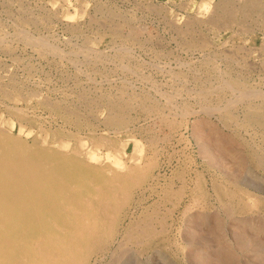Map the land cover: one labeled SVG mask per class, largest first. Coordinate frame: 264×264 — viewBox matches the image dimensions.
Returning a JSON list of instances; mask_svg holds the SVG:
<instances>
[{
    "label": "rangeland",
    "instance_id": "1",
    "mask_svg": "<svg viewBox=\"0 0 264 264\" xmlns=\"http://www.w3.org/2000/svg\"><path fill=\"white\" fill-rule=\"evenodd\" d=\"M236 1L0 0V73L4 70L0 74V84L3 82L0 94L6 97L0 96V130L30 146L39 145L66 154L77 151L91 166L109 169V175L117 168L123 173L138 168L147 170L140 178L144 181L139 180L141 184L137 183L130 191L128 201L119 208L110 206L109 215L112 212L117 215L114 233L105 247L90 255L87 264H264V164H261L264 163V0ZM32 38L37 39L31 44ZM51 50L57 51L56 55L48 54ZM11 83L12 88L8 87ZM35 90L42 92L43 97L38 93L37 98ZM243 94L247 95L245 99ZM113 101L116 104H111ZM176 106L178 109L174 108ZM231 114L236 119H231ZM109 119H116V123ZM108 121L112 123H106ZM257 156L258 160L254 158ZM151 161L150 165L157 164L149 168ZM259 165L263 167L258 168Z\"/></svg>",
    "mask_w": 264,
    "mask_h": 264
},
{
    "label": "bare ground",
    "instance_id": "2",
    "mask_svg": "<svg viewBox=\"0 0 264 264\" xmlns=\"http://www.w3.org/2000/svg\"><path fill=\"white\" fill-rule=\"evenodd\" d=\"M22 1V0H21ZM140 1V0H138ZM238 1V0H237ZM236 1V2H237ZM20 2V0H19ZM69 2V1H68ZM135 2V1H134ZM137 2V1H136ZM241 2V1H240ZM239 2V5H240ZM245 2V1H243ZM258 2V1H257ZM149 3V2H148ZM229 3V2H227ZM235 3V2H234ZM242 3V2H241ZM251 3V2H250ZM255 3V2H254ZM259 3V2H258ZM262 3V2H260ZM264 3V2H263ZM9 4V3H7ZM6 4V5H7ZM17 4V3H15ZM70 4V2H69ZM226 4V3H225ZM238 4V3H237ZM243 4V3H242ZM249 4V3H247ZM10 5V4H9ZM8 5V6H9ZM23 5V4H22ZM255 5V4H253ZM258 5V4H257ZM262 5V4H261ZM258 5V6H261ZM25 6V4H24ZM28 6V4H27ZM63 7V5H61ZM152 6V5H151ZM224 6V5H222ZM228 6V5H227ZM231 6V5H230ZM233 6V5H232ZM247 6V5H246ZM249 6V5H248ZM252 6V4H251ZM256 6V5H255ZM17 7V6H16ZM145 7V5H144ZM155 7V6H154ZM237 7V6H236ZM250 7V6H249ZM253 7V6H252ZM264 8V6H262ZM99 8H102L101 6ZM98 8V10H99ZM105 8V7H104ZM147 8V7H145ZM150 8V7H149ZM153 8V6L151 7ZM150 8V9H151ZM223 8V7H222ZM255 8V7H254ZM10 9V8H9ZM8 9V10H9ZM25 9V8H22ZM29 9V8H28ZM31 9V8H30ZM58 9V7H57ZM84 9V7H83ZM156 9V8H155ZM159 9V8H158ZM217 9V8H216ZM229 8H227L228 10ZM231 9V8H230ZM239 9V8H238ZM250 9V8H249ZM257 9V8H256ZM40 10V9H39ZM38 10V11H39ZM101 10V9H100ZM103 10V9H102ZM108 10V9H107ZM111 10V9H109ZM108 10V11H109ZM157 10V9H156ZM225 10V9H224ZM233 10V9H232ZM252 10V9H251ZM250 10V11H251ZM259 10V8H258ZM10 11V10H9ZM20 11V10H18ZM27 11V9H26ZM53 11V10H52ZM55 11V10H54ZM58 11V10H57ZM254 11V9H253ZM262 11V9L260 10ZM33 12V11H31ZM43 12V11H42ZM56 12V11H55ZM54 12V14H55ZM221 12V11H220ZM227 12V11H226ZM232 12V11H231ZM244 12V11H243ZM252 12V11H251ZM250 12V13H251ZM58 13V12H57ZM118 14H121L119 12H117ZM152 13V12H151ZM213 15V12H211ZM215 13V12H214ZM230 13V12H229ZM233 13V12H232ZM256 13V12H255ZM18 14V13H16ZM27 14V13H26ZM34 14V13H33ZM41 14V13H38ZM43 14V13H42ZM41 14V15H42ZM49 13H47L48 16ZM59 14V13H58ZM103 14V13H102ZM111 14V13H110ZM113 14V13H112ZM115 14V12H114ZM156 14V13H155ZM238 14V13H237ZM249 14V13H248ZM253 14V13H252ZM161 15V14H160ZM231 15V14H230ZM246 15V14H245ZM30 16V15H29ZM33 16V15H32ZM51 16V15H50ZM57 16V15H56ZM113 16V15H111ZM217 16V15H216ZM215 16V17H216ZM223 16V15H222ZM225 16V15H224ZM227 16V15H226ZM235 16V14H234ZM244 16V15H243ZM247 16V15H246ZM245 16V17H246ZM259 16V15H257ZM26 17V16H25ZM52 17V16H51ZM121 17V15H120ZM241 17V15H240ZM239 17V18H240ZM16 18H18L16 16ZM22 18V17H21ZM20 18V19H21ZM38 18V17H37ZM42 18V17H41ZM58 18V17H57ZM218 18V17H217ZM243 18V17H242ZM247 18V17H246ZM259 18V17H257ZM36 19V16H35ZM101 19V18H100ZM195 19V18H194ZM197 19V18H196ZM227 19V18H225ZM231 19V18H230ZM233 19V18H232ZM17 20V19H15ZM23 20V19H22ZM32 20V18H31ZM37 20V19H36ZM35 20V21H36ZM40 20V19H39ZM42 20V19H41ZM216 20V19H215ZM249 20V19H248ZM28 21V20H27ZM30 21V20H29ZM45 21V20H43ZM104 21V20H103ZM112 21V20H111ZM110 21V22H111ZM120 21V20H119ZM174 21V20H173ZM173 21L171 23H173ZM198 21V20H197ZM218 21V20H217ZM221 21V20H220ZM218 21V22H220ZM264 21V20H263ZM21 22V21H20ZM26 22V21H25ZM24 22V23H25ZM31 22V21H30ZM48 22V21H47ZM94 22V21H93ZM96 22V21H95ZM99 22V21H98ZM102 22V21H100ZM170 22V20H169ZM177 22V21H176ZM195 22V21H194ZM207 22V21H206ZM222 22V21H221ZM234 22L235 19H234ZM238 22V21H237ZM243 22V21H242ZM248 22V21H247ZM251 22V21H249ZM255 22V21H254ZM261 21H259L260 23ZM16 23V22H15ZM19 23V22H17ZM22 23V22H21ZM29 23V22H28ZM37 23V22H36ZM39 23H42L41 21H39ZM49 23V22H48ZM47 23V24H48ZM106 23V22H104ZM109 23V21H108ZM115 23V22H114ZM117 23V22H116ZM119 23V22H118ZM117 23V24H118ZM131 23V21H130ZM192 23V22H191ZM190 23V24H191ZM245 23V22H244ZM26 24V23H25ZM24 24V25H25ZM103 23H101L100 25H102ZM117 24L112 25V26H117ZM122 24H126V23H122ZM196 24V23H195ZM207 24V23H206ZM219 24V23H218ZM226 24V23H225ZM224 24V26H225ZM229 24V23H228ZM226 24V26L228 25ZM262 24V23H260ZM18 25V24H16ZM22 25V24H21ZM27 25V24H26ZM25 25V26H26ZM107 25V24H106ZM173 25V24H172ZM171 25V27H172ZM185 25V24H184ZM189 25V24H187ZM193 25V24H192ZM215 25V24H213ZM221 25V23L219 24ZM233 25V24H232ZM245 25V24H244ZM248 25V24H246ZM250 25V24H249ZM254 25V24H253ZM256 25V24H255ZM254 25V26H255ZM259 26V24H257ZM23 26V25H22ZM36 26V25H35ZM73 26V25H72ZM71 26V27H72ZM103 26H105L103 24ZM110 26V25H107ZM119 26V25H118ZM186 26V25H185ZM191 26V25H190ZM189 26V27H190ZM216 26V25H215ZM223 26V27H224ZM225 26V27H226ZM19 27H21L19 25ZM24 27V26H23ZM34 27V26H33ZM102 27V26H101ZM178 27V26H177ZM181 27V26H180ZM178 27V28H180ZM196 27V25H195ZM198 27V26H197ZM208 27V26H207ZM231 27V26H230ZM237 27V26H236ZM242 27V26H241ZM247 27V26H246ZM256 27V26H255ZM261 27V26H260ZM18 28V27H17ZM73 29L75 27H72ZM116 28V27H115ZM114 28V30H115ZM119 28V27H118ZM134 28V27H132ZM131 28V29H132ZM142 28V27H141ZM177 28V29H178ZM182 28V27H181ZM215 28V27H214ZM220 28H222V26H220ZM240 28V25L239 27ZM22 29V28H20ZM72 29V30H73ZM109 29V28H108ZM113 29V28H111ZM109 29V30H111ZM137 29V28H136ZM139 29V28H138ZM17 30V29H16ZM71 30V31H72ZM113 30V31H114ZM121 30V29H120ZM133 30V29H132ZM142 30V29H141ZM181 30V29H180ZM179 30V31H180ZM188 30V29H187ZM190 30V29H189ZM242 30L244 31L245 29L242 28ZM2 31V30H1ZM21 31V30H20ZM18 31V32H20ZM26 31V30H25ZM78 31V29L76 30V32ZM117 31V30H115ZM134 31V30H133ZM191 31V30H190ZM193 31V30H192ZM198 31V30H197ZM17 32V31H16ZM22 32V31H21ZM24 32V31H23ZM111 32V31H110ZM119 29H118V31ZM129 32V31H128ZM131 32V31H130ZM137 32V31H136ZM139 32V31H138ZM189 32V31H187ZM75 33V32H74ZM112 33V32H111ZM123 33V32H122ZM140 33V32H139ZM178 33V30H177ZM200 33V32H199ZM198 33V34H199ZM1 34V33H0ZM20 34V33H19ZM29 36V33H27ZM182 34V33H181ZM195 34V33H193ZM192 34V35H193ZM18 35V34H17ZM21 35L25 36L24 34L21 33ZM20 35V36H21ZM114 35V34H113ZM117 35V34H116ZM132 35V34H131ZM135 35V34H134ZM197 35V34H196ZM18 36V37H20ZM22 36V38H23ZM178 36V35H177ZM17 37V38H18ZM32 37V35H31ZM34 37V36H33ZM182 37V36H181ZM195 37V36H194ZM202 37V36H201ZM200 37V38H201ZM29 38V37H28ZM35 38V37H34ZM118 38V37H117ZM130 38V37H129ZM137 38V37H136ZM185 38V35H184ZM191 38V37H190ZM193 38V37H192ZM37 39V38H36ZM36 39H29L30 43L32 44V40H36ZM40 39H42V36L40 37ZM39 39V40H40ZM44 39V38H43ZM19 40V39H18ZM39 40H37L39 42ZM124 40V39H123ZM128 40V39H127ZM186 40V39H185ZM204 40V39H203ZM41 41V40H40ZM91 41V40H90ZM22 42V41H21ZM24 42V40H23ZM36 42V41H35ZM43 41H41L42 43ZM129 42V40H128ZM131 42V41H130ZM129 42V43H130ZM138 42V41H137ZM186 42V41H185ZM199 42V41H197ZM29 43V44H30ZM40 43V42H39ZM86 43V42H85ZM89 43V42H88ZM92 43V42H91ZM210 43V42H208ZM28 44V46H29ZM30 44V45H31ZM50 44V43H49ZM47 44V47H49L50 45ZM184 44V43H183ZM189 44V43H187ZM192 44V43H190ZM202 44V43H201ZM36 45H38L36 43ZM49 45V46H48ZM90 45V44H89ZM209 45V44H206ZM7 46V45H6ZM5 46V47H6ZM40 45H38L37 47H39ZM46 46V45H44ZM43 46V47H44ZM54 46V45H53ZM92 46V45H91ZM211 46V45H210ZM234 46V45H233ZM76 47V46H75ZM83 47V46H82ZM188 47V46H186ZM196 47V46H195ZM198 47V46H197ZM205 47V46H204ZM232 47V46H231ZM241 47V46H238ZM32 48V47H31ZM46 48V47H45ZM54 48V47H53ZM93 48V47H92ZM95 48V47H94ZM191 48V47H189ZM193 48V47H192ZM233 48V47H232ZM248 48V47H247ZM52 49V44H51V48ZM79 49V48H78ZM83 49V48H82ZM81 49V50H82ZM88 49V47H87ZM86 49V50H87ZM231 49V48H230ZM253 49V48H252ZM34 50V49H33ZM40 50V47H39ZM37 50L35 48L36 52L40 51ZM54 50V49H53ZM53 50L50 51L51 54L53 53ZM90 50V49H88ZM87 50V51H88ZM93 50V49H92ZM247 50V49H246ZM250 50V49H249ZM263 50V49H262ZM5 51V50H4ZM43 51V50H41ZM58 52H60L57 49ZM57 51H54V53ZM74 51V50H73ZM79 51V50H78ZM95 51V50H93ZM228 51V50H227ZM240 51V50H239ZM244 51V50H243ZM248 51V50H247ZM253 51V50H252ZM7 52V51H6ZM12 52V51H11ZM45 52V50L43 51ZM92 53V51H89ZM88 52V53H89ZM222 52V51H221ZM232 52V51H231ZM234 52V51H233ZM251 52V50H250ZM8 53V52H7ZM53 53V54H54ZM55 53V55H56ZM61 53V52H60ZM74 53V52H73ZM82 53V51H81ZM81 53H79L81 55ZM101 53V52H99ZM97 53V56L98 54ZM236 53V52H235ZM263 53V52H262ZM43 54V53H42ZM52 54V55H53ZM75 54V53H74ZM83 54H87V53H83ZM82 54V55H83ZM94 54V53H93ZM102 54V53H101ZM231 54V53H230ZM247 54V53H246ZM245 54V56H247ZM264 54V53H263ZM54 55V56H55ZM78 55V54H76ZM96 55V53H95ZM95 55H93L95 57ZM103 55V54H102ZM219 55V54H218ZM233 55V54H232ZM235 55V54H234ZM233 55V56H234ZM251 55V54H250ZM59 56V55H58ZM84 56V55H83ZM86 56V55H85ZM100 56V55H99ZM98 56V57H99ZM217 56V54H216ZM222 56V55H221ZM228 56V55H227ZM237 56V55H236ZM242 56V55H241ZM88 57V56H87ZM92 57V56H89ZM97 57V58H98ZM218 57V56H217ZM220 57V56H219ZM16 59V58H15ZM91 59V58H90ZM119 59V58H118ZM236 59V58H234ZM239 59V58H238ZM244 59V58H243ZM18 60V59H17ZM103 60V59H102ZM209 60V59H208ZM215 60V58H214ZM15 61V60H14ZM223 61V60H222ZM227 63V61H225ZM243 62V61H242ZM246 62V61H244ZM77 63V62H76ZM87 63V61H86ZM231 63V62H230ZM229 63V64H230ZM88 64V63H87ZM101 66L103 65L102 63H100ZM215 64V63H214ZM213 64V65H214ZM233 64V63H231ZM237 64V63H236ZM249 64V63H248ZM92 65V64H91ZM244 65V64H243ZM90 66V65H89ZM127 66V65H125ZM134 66V65H133ZM210 66V65H209ZM230 66V65H229ZM249 66V65H247ZM251 66V65H250ZM1 67V66H0ZM9 67V66H8ZM11 67V66H10ZM92 67V66H91ZM129 67V66H128ZM127 67V69H129ZM136 67V66H135ZM133 68L136 69V68ZM228 67V66H227ZM244 67V66H243ZM3 68V67H2ZM7 68V67H6ZM13 68V67H12ZM89 68V67H88ZM95 68V67H94ZM122 68V67H121ZM124 69L126 67H123ZM230 68V67H228ZM239 68V67H238ZM246 68V66H245ZM5 69V68H4ZM122 69V70H124ZM211 69V67H210ZM227 69V68H226ZM1 70V69H0ZM96 70V69H95ZM121 70V71H122ZM212 71H214L213 69H211ZM219 70V69H218ZM4 71V70H3ZM2 71V72H3ZM9 71V69H8ZM81 71V69H80ZM97 71V70H96ZM101 71V70H100ZM104 71V70H103ZM220 71V70H219ZM228 71V70H227ZM230 71V70H229ZM232 71V70H231ZM1 72V73H2ZM95 72V71H94ZM106 72V70H105ZM125 72V71H124ZM126 72H128V70H126ZM125 72V73H126ZM136 72V71H135ZM209 74H210V70H208ZM237 72V71H236ZM246 72V71H245ZM0 73V74H1ZM13 73V71L11 72ZM132 73V70H131ZM142 73V72H141ZM96 74V72H95ZM94 74V76H95ZM99 74V73H98ZM103 74V73H102ZM133 74V73H132ZM136 74V73H134ZM140 74V73H139ZM232 74V72H231ZM234 74V73H233ZM4 75V74H3ZM2 75V76H3ZM89 75V73H88ZM87 75V76H88ZM97 75V74H96ZM221 75V74H220ZM102 76V75H101ZM239 76V75H238ZM1 77V76H0ZM5 77V76H4ZM17 77V76H15ZM81 77V76H80ZM105 77V76H104ZM144 77V76H143ZM218 77V76H217ZM227 77V76H226ZM233 77V76H232ZM241 77V75H240ZM2 78V77H1ZM6 78V77H5ZM7 78H9L7 76ZM11 78V77H10ZM9 78V79H10ZM14 78V77H13ZM18 78V77H17ZM90 78V76H89ZM88 78V79H89ZM107 78V77H106ZM147 77H145L146 79ZM225 78V76H224ZM148 79V78H147ZM220 79V78H218ZM217 79V80H218ZM4 80V78L2 79V81ZM106 80V79H105ZM5 81V80H4ZM8 81V80H7ZM18 81V80H16ZM22 81V80H21ZM90 81V80H89ZM92 81V80H91ZM125 81V80H124ZM123 81V82H124ZM221 81V80H220ZM225 81V79H224ZM223 81V82H224ZM244 81V80H243ZM11 82V81H10ZM15 82V80H14ZM127 82V81H126ZM226 82V81H225ZM224 82V83H225ZM231 82V81H230ZM229 82V83H230ZM237 82V81H236ZM235 82V83H236ZM245 82V81H244ZM3 83V82H2ZM1 83V84H2ZM16 83V82H15ZM25 83V82H24ZM81 83V82H80ZM248 83V82H247ZM0 84V85H1ZM12 84L11 87L12 88ZM17 84V83H16ZM19 84V83H18ZM21 84V83H20ZM23 84V82H22ZM26 84V83H25ZM185 84V83H184ZM201 84V83H200ZM206 84V83H205ZM208 84V83H207ZM227 82L225 83V85L227 86ZM7 85V84H5ZM78 85V84H77ZM123 85V84H122ZM121 85V86H122ZM130 85V84H129ZM204 85V84H203ZM224 85V86H225ZM4 87V84L2 85ZM18 86V85H17ZM22 86V85H21ZM76 86V85H75ZM131 86V85H130ZM223 86V85H222ZM223 86V87H224ZM226 86L224 88H226ZM229 86V85H228ZM236 86V85H235ZM249 86V85H248ZM7 87V88H8ZM24 87V86H23ZM27 87V85L25 86ZM127 87V86H126ZM215 87V86H214ZM217 87V86H216ZM220 87V85H218V88ZM28 88V87H27ZM203 88V87H201ZM213 88V87H212ZM223 88V89H224ZM229 88V87H227ZM226 88V89H227ZM233 88V87H232ZM251 88V87H250ZM14 89V88H13ZM12 89V91H14ZM19 89V88H18ZM21 89V88H20ZM30 89V88H29ZM28 89V90H29ZM32 89V88H31ZM131 89V88H130ZM216 89V88H215ZM222 89V87L220 88ZM222 89V91H223ZM230 92H232L231 88ZM236 91V88H234ZM249 89V88H248ZM1 90V89H0ZM6 90V89H5ZM16 90V89H15ZM22 90V89H21ZM20 90V91H21ZM34 90V88H33ZM64 90V89H62ZM79 90V89H78ZM86 90V89H85ZM96 90V89H95ZM98 90V89H97ZM120 90V89H119ZM123 90V89H121ZM125 90V89H124ZM201 90V89H200ZM199 90V92H201ZM203 90V89H202ZM211 90V89H209ZM11 91V90H10ZM19 91V92H20ZM37 92L38 96V91L35 90ZM83 91V90H82ZM88 91V90H86ZM85 91V92H86ZM127 90H125L126 92ZM195 91V90H194ZM204 91V90H203ZM245 91V90H244ZM243 91V93H244ZM260 91V90H258ZM257 91V92H258ZM3 92V91H2ZM9 92V91H8ZM31 92V91H29ZM41 92V90H40ZM77 92V91H76ZM80 92V91H79ZM94 92V91H93ZM99 92H101L99 90ZM122 92V91H119ZM237 92V91H236ZM240 92V91H239ZM248 92V90L246 91ZM256 92V91H255ZM257 92L255 94H257ZM5 93V91H4ZM3 93V94H4ZM12 93V92H10ZM9 93V94H10ZM25 93V92H23ZM27 93V92H26ZM42 93V92H41ZM39 93V94H41ZM67 93V92H65ZM64 93V96H65ZM89 93V92H88ZM113 93V92H112ZM135 93V92H134ZM203 93V92H202ZM226 93V92H225ZM229 93V92H228ZM238 93V92H237ZM62 94V93H61ZM60 94V95H61ZM68 94H71L70 92ZM86 94V93H85ZM102 94V93H101ZM106 94V93H105ZM111 94V93H110ZM115 94V93H114ZM120 94V93H119ZM127 93H125L126 95ZM132 94V93H131ZM137 95V93H135ZM234 94V93H233ZM232 94V95H233ZM250 94V93H249ZM254 94V93H253ZM264 94V93H263ZM21 95V93H20ZM27 95V94H26ZM42 95V94H41ZM63 95V94H62ZM67 95V94H66ZM74 95V94H73ZM84 95V94H82ZM81 95V96H82ZM93 95V94H92ZM91 95V96H92ZM116 95V94H115ZM129 95V94H128ZM127 95V97H128ZM139 95V94H138ZM143 95V94H142ZM211 95V94H210ZM209 95V96H210ZM216 95V94H215ZM218 95V94H217ZM231 95V94H230ZM242 95V94H241ZM238 95V96H241ZM246 95V94H245ZM243 94V98L245 99V96ZM1 96V94H0ZM7 96V95H6ZM9 96V95H8ZM25 96V95H24ZM46 96V95H45ZM50 95H47V97ZM71 96V95H70ZM104 96V95H102ZM108 96V95H107ZM112 96L109 95L108 98ZM123 96V94H122ZM144 96L145 93H144ZM202 96V95H201ZM200 96V97H201ZM203 96H205L203 94ZM212 96V95H211ZM236 98V95H234ZM249 96V95H248ZM250 96L253 97L252 95V91ZM256 96V95H254ZM2 97V96H1ZM5 97V96H3ZM2 97V98H3ZM10 97V96H9ZM15 97V96H14ZM30 97L33 98V96L31 95ZM40 96H38L37 98H39ZM43 97V95H42ZM132 97V96H131ZM136 97V96H135ZM195 97V96H194ZM218 97V96H217ZM221 97V95H220ZM219 97V98H220ZM6 98V97H5ZM45 98V97H44ZM52 98V97H51ZM62 98L64 99V97L62 96ZM66 98V97H65ZM68 98V97H67ZM73 98V97H72ZM76 98V97H75ZM80 98V97H79ZM87 98V97H85ZM112 98V97H111ZM122 98V97H120ZM126 98V97H125ZM133 98V97H132ZM132 98L130 100H132ZM142 98V97H141ZM148 98V97H145ZM192 98V97H191ZM204 98V97H203ZM210 98V97H209ZM214 98V97H213ZM229 98V97H228ZM240 98V97H239ZM237 97V99H239ZM249 98V97H248ZM262 98V97H261ZM4 99V98H3ZM10 99V98H8ZM21 99H23L21 97ZM25 99V98H24ZM28 99V98H27ZM41 99V98H40ZM40 99H39V105L40 103ZM47 101L49 100V98H45ZM41 100V101H46V100ZM69 99V98H68ZM88 99V98H87ZM90 99V97H89ZM93 99V98H92ZM96 100V97L94 98ZM115 99V98H113ZM118 99V98H117ZM250 99V98H249ZM254 99H256L254 97ZM72 100V99H71ZM78 100V99H77ZM77 100H75L77 102ZM80 100V99H79ZM94 100V101H95ZM98 100V99H97ZM101 100V98L99 99ZM136 100V99H135ZM143 100V99H142ZM146 100V99H145ZM206 100V99H205ZM219 100V99H218ZM242 100V99H241ZM259 100V99H258ZM9 101V100H8ZM14 101V100H12ZM26 102V100H24ZM35 101V100H34ZM37 101V100H36ZM54 101V100H53ZM58 100H56L57 102ZM61 101V99H60ZM65 101V100H64ZM83 101V98H82ZM81 101V103H82ZM85 101V100H84ZM103 101V99H102ZM122 101V100H121ZM126 101V99L124 100ZM134 101V100H133ZM207 101V100H206ZM209 101V100H208ZM211 101V99H210ZM230 101V100H229ZM232 101V100H231ZM251 101V100H250ZM264 101V100H263ZM28 102V101H27ZM31 102V101H30ZM38 102V101H37ZM36 102V103H37ZM55 102V101H54ZM59 102V101H58ZM63 102V101H61ZM69 102V101H68ZM87 102V101H86ZM138 102V101H136ZM149 102V101H148ZM235 102V101H234ZM243 102V101H242ZM248 102V100H247ZM7 103V101H6ZM64 103V102H63ZM74 103V102H73ZM84 103V102H83ZM89 103V102H88ZM91 103V101H90ZM94 103V102H93ZM99 103V102H98ZM110 103V102H109ZM115 103L114 101L111 102ZM120 103V102H119ZM125 103V102H124ZM128 103H130L128 101ZM127 103V104H128ZM140 103V101H139ZM156 103V102H155ZM158 103V102H157ZM160 103V102H159ZM158 103V104H159ZM169 103V101H168ZM171 103V101H170ZM169 103V105H170ZM199 103V102H198ZM203 103V102H202ZM229 102H227V105ZM241 103V102H240ZM252 103V102H251ZM251 103H247V104H251ZM9 104V103H8ZM56 104V103H55ZM60 104V103H59ZM66 104V102H65ZM104 104V103H103ZM116 104V103H115ZM123 104V103H121ZM126 104V105H127ZM133 104V103H132ZM131 104V105H132ZM150 104V103H149ZM173 104V103H172ZM171 104V105H172ZM180 104V103H179ZM204 104V103H203ZM202 104V105H203ZM242 104V103H241ZM255 104V103H253ZM259 104V102H258ZM264 105V103H262ZM30 105V104H29ZM38 106V104H36ZM35 105V106H36ZM57 105V104H56ZM76 105V104H75ZM74 105V106H75ZM99 105V104H98ZM101 105V103H100ZM99 105V106H100ZM106 105V104H104ZM125 106V104H123ZM176 105V104H174ZM172 105V106H174ZM52 106V105H51ZM50 106V107H51ZM69 106V105H68ZM84 106V105H83ZM81 106V107H83ZM91 106V105H90ZM93 106V105H92ZM95 106V105H94ZM97 106V105H96ZM112 106V105H111ZM120 106V105H117ZM122 106V105H121ZM129 106V104H128ZM127 106V107H128ZM161 106V105H159ZM178 106V105H177ZM174 107V108H177ZM183 106V105H182ZM180 105V107H182ZM185 106H187L186 102H185ZM219 106V105H218ZM221 106V105H220ZM224 106V105H223ZM12 107V106H11ZM9 107V108H11ZM17 107V106H15ZM14 107V108H15ZM40 107H43L40 105ZM52 107H56V106H52ZM61 107V106H60ZM67 107V106H66ZM80 107V106H78ZM86 107V106H84ZM106 107V106H104ZM110 107V105H109ZM113 107V106H112ZM156 107V106H154ZM249 107V105H248ZM262 107V106H261ZM13 108V107H12ZM35 108V107H34ZM76 108V106H75ZM88 108V107H87ZM90 108V107H89ZM108 108V107H107ZM135 108V107H134ZM138 108V107H136ZM152 108H153V104H152ZM173 108L170 106V109ZM179 108V106H178ZM177 108V109H178ZM190 108V107H189ZM219 108V107H217ZM216 108V109H217ZM222 108V106H221ZM226 107H224L223 109H225ZM233 108V107H232ZM251 108V107H250ZM264 107H262L263 109ZM30 109V108H29ZM53 109V108H52ZM70 109V108H69ZM73 109V108H71ZM96 109V108H95ZM94 109V111H95ZM120 109V108H119ZM117 108V110H119ZM124 109V108H123ZM163 109V108H162ZM176 109V110H177ZM184 109V108H183ZM191 109V108H190ZM236 109V108H234ZM10 110V109H9ZM15 110V109H14ZM28 110V108H27ZM36 110V109H34ZM47 110V109H46ZM54 110V109H53ZM77 110V109H76ZM79 110V109H78ZM91 110V109H90ZM98 110V109H97ZM121 110V109H120ZM125 110V109H124ZM128 110V109H127ZM142 110V109H141ZM144 110V109H143ZM185 110V109H184ZM252 110V109H251ZM256 110V109H255ZM17 111V110H16ZM20 112V109L18 110ZM26 111V108H25ZM68 111V110H67ZM73 111V110H70ZM87 111V110H86ZM92 111V110H91ZM113 111V110H112ZM112 111H107V113H112ZM135 111V110H134ZM133 111V112H134ZM148 111V110H147ZM146 111V112H147ZM153 111V110H152ZM151 111V112H152ZM158 111V110H157ZM164 111V110H163ZM167 111V110H166ZM169 111V110H168ZM172 111V110H171ZM170 111V112H171ZM180 111V110H177ZM211 111V110H210ZM225 111V110H224ZM227 111V109H226ZM232 111V110H231ZM228 111V112H231ZM253 111V110H252ZM260 111V110H258ZM262 111V110H261ZM260 111V112H261ZM264 111V110H263ZM15 112V111H14ZM65 112V111H64ZM76 112V111H75ZM85 111H83L84 113ZM100 112V111H99ZM115 112V110L113 111ZM121 112V111H120ZM128 112V111H127ZM132 112V111H131ZM138 112V111H137ZM155 112V111H154ZM168 112V113H170ZM172 112H175L174 110ZM183 112V111H182ZM185 112V111H184ZM187 112V111H186ZM221 112H223L221 110ZM251 112V111H250ZM255 112V111H254ZM259 112V113H260ZM9 113V112H8ZM22 113V112H21ZM24 113V112H23ZM22 113V115H23ZM31 113V112H30ZM59 113V112H57ZM62 113V112H61ZM70 113V112H69ZM79 113V112H78ZM76 113V115L78 114ZM94 113V112H93ZM92 113V115H93ZM106 113V112H105ZM129 113V112H128ZM136 113V112H135ZM167 114L170 115V114ZM179 113V112H178ZM181 113V112H180ZM208 113V112H207ZM212 114V112H210ZM234 113V112H233ZM236 113V112H235ZM256 113V112H255ZM258 113V112H257ZM12 114V113H9ZM18 114V113H17ZM34 114V113H32ZM55 114V113H54ZM80 114V113H79ZM131 114V113H130ZM163 114V113H162ZM166 114H163L166 116ZM189 114V113H188ZM219 114V113H218ZM225 114V113H224ZM264 114V113H263ZM21 115V114H20ZM75 116V114H73ZM81 115V114H80ZM86 115V114H85ZM84 115V117H85ZM88 115V114H87ZM91 115V114H89ZM95 115V114H94ZM98 115V114H97ZM101 115V114H99ZM114 115H117L114 113ZM126 115V114H125ZM124 115V116H125ZM175 115V114H174ZM182 116H184L181 113ZM186 115V114H185ZM226 115V114H225ZM245 115V113H244ZM247 115V114H246ZM255 115V114H254ZM259 115V114H258ZM25 116H27L26 112H25ZM79 116V115H78ZM77 116V117H78ZM83 116V115H82ZM80 116V117H82ZM107 116V115H106ZM131 116V115H130ZM158 116V115H157ZM161 116V115H160ZM171 116V115H170ZM173 116V115H172ZM230 117L233 116L232 114L229 115ZM238 116V115H237ZM249 116V115H248ZM247 116V117H248ZM256 116V115H255ZM12 117V116H11ZM76 117V116H75ZM87 117V116H86ZM90 117V116H89ZM93 118V116H91ZM99 117V116H98ZM102 117V116H101ZM113 117V115H112ZM129 117V116H127ZM152 117V116H151ZM176 117V115H175ZM174 117V118H175ZM221 117V116H220ZM251 119V116H249ZM14 119V117H12ZM111 118V116H110ZM120 118V117H119ZM124 118V117H123ZM155 118V117H154ZM170 118V117H169ZM227 118V117H226ZM233 117H231L232 119ZM240 118V117H239ZM262 118V117H260ZM6 119V118H5ZM89 119V118H88ZM98 119V118H96ZM117 119V120H116ZM116 121L117 125H119V120L118 117H116ZM122 119V118H121ZM177 119V118H176ZM175 119V120H176ZM236 119V118H233ZM18 120V119H17ZM106 120V119H105ZM105 120H103L105 122ZM112 120V119H111ZM109 119V121H111ZM114 120V121H115ZM126 120V119H125ZM128 120V119H127ZM132 120V119H131ZM165 120V119H164ZM168 120V119H167ZM223 120V117H222ZM230 120V119H229ZM246 120V119H245ZM248 120V119H247ZM256 120V119H255ZM106 122V123H110V122ZM114 121L112 120V122L114 123ZM121 121V120H120ZM124 121V120H123ZM162 121V119L160 120ZM259 121V119H258ZM263 121V120H262ZM2 122V121H1ZM26 122V121H24ZM100 122V121H99ZM111 122V123H112ZM126 122V121H125ZM130 122L127 121V123ZM132 122V121H131ZM163 122V121H162ZM234 122V121H233ZM238 122V120H237ZM241 122V121H240ZM256 122V121H255ZM254 122V123H255ZM93 123V122H91ZM110 123V124H111ZM116 123V122H115ZM114 123V124H115ZM126 123V126L127 125ZM170 123V122H169ZM174 123V122H171ZM170 123V124H171ZM243 123V122H242ZM247 123V122H246ZM257 123V122H256ZM262 123V122H261ZM26 124V123H25ZM94 124V123H93ZM105 124V123H103ZM123 125V123H121ZM166 124V123H165ZM164 124V125H165ZM168 124V126L170 125ZM175 124V123H174ZM252 124V123H251ZM250 124V125H251ZM260 124V123H259ZM263 124V123H262ZM107 125V124H106ZM106 125H104L106 127ZM131 125V124H130ZM227 125V124H226ZM242 125V124H240ZM245 125V124H244ZM247 125V124H246ZM249 125V122H248ZM258 125V124H257ZM96 126V125H95ZM166 126V125H165ZM173 126V125H172ZM252 126V125H251ZM91 127V126H90ZM176 127V126H175ZM228 127V126H227ZM253 127V126H252ZM260 127V126H259ZM38 128V127H37ZM130 128V127H128ZM237 128V127H236ZM235 128V129H236ZM264 128V127H263ZM39 129V128H38ZM94 129V128H93ZM175 129V128H174ZM255 129V128H254ZM262 129V128H261ZM10 131V130H7ZM125 131V130H124ZM172 131V130H171ZM233 131V130H232ZM40 132V131H39ZM97 132V131H96ZM127 132V131H126ZM130 132V131H129ZM128 132V133H129ZM150 132V131H149ZM42 133V132H40ZM45 133V132H43ZM67 133V132H66ZM114 133V132H113ZM118 133V132H117ZM148 133V132H147ZM174 133V132H173ZM172 133V134H173ZM262 133V132H261ZM39 134V133H38ZM53 134V133H51ZM60 134V133H59ZM71 134V133H69ZM115 134V133H114ZM153 134V133H152ZM264 134V133H263ZM37 135V134H36ZM41 135V134H40ZM44 135V134H43ZM50 135V132H49ZM54 135V134H53ZM76 135V134H75ZM74 135V137H75ZM78 135V134H77ZM76 135V136H77ZM81 135V134H80ZM108 135V134H107ZM128 135V134H127ZM15 136V135H13ZM59 137V135H57ZM61 136V135H60ZM63 136V135H62ZM97 136V135H96ZM40 137V136H38ZM55 137V136H54ZM68 137V136H67ZM95 137V136H94ZM92 137V138H94ZM98 137V136H97ZM100 137V136H99ZM129 137V136H128ZM152 137V136H149ZM23 138V137H22ZM49 138V137H48ZM52 138V137H51ZM50 138V139H51ZM56 138V137H55ZM76 138V137H75ZM74 138V139H75ZM83 138V137H82ZM88 138V137H85ZM84 138V139H85ZM92 138H89L91 140H93ZM102 138V137H101ZM25 139V138H24ZM53 139V138H52ZM51 139V140H52ZM64 139V138H63ZM96 139V138H95ZM115 139V138H114ZM118 139V138H117ZM168 139V138H167ZM166 139V141H167ZM42 140V139H41ZM49 140V141H51ZM66 140V139H65ZM69 140V139H68ZM73 140V139H72ZM78 140V139H76ZM148 140V139H147ZM151 140H153L151 138ZM26 141V140H25ZM44 141V139H43ZM32 142V141H31ZM48 142V141H47ZM93 142V141H92ZM105 142V141H104ZM110 142V141H109ZM154 142V140H153ZM76 143V142H74ZM98 143V142H96ZM105 144V143H103ZM159 144V143H158ZM44 145V144H43ZM112 145V143H111ZM108 146V147H111ZM253 145V144H252ZM58 146V145H57ZM76 145L73 146V148H75ZM46 147V146H45ZM119 147V146H118ZM58 148V147H57ZM71 149V148H70ZM88 149V148H87ZM108 149V148H107ZM68 150V149H67ZM74 150V149H72ZM148 150V149H147ZM63 151V150H61ZM82 151V150H81ZM89 151V150H88ZM108 151V150H107ZM66 152V151H65ZM85 152V151H84ZM157 152V151H156ZM254 152V151H253ZM68 153V152H67ZM82 153V152H81ZM87 153V152H86ZM90 153V152H89ZM87 153V155L89 154ZM125 153V152H124ZM252 154V153H251ZM257 154L254 152V155ZM83 155V154H82ZM87 155L85 157H87ZM110 155V154H109ZM127 155V154H126ZM125 155V156H126ZM147 155V154H146ZM158 155V154H157ZM258 155V154H257ZM91 156V155H90ZM251 156V155H250ZM256 156V155H255ZM136 157V156H135ZM149 157V156H148ZM253 157V156H252ZM84 157H81L78 155V152L75 151L74 153L71 154H66L64 152H60L59 150L56 149H48V148H43L39 145H33L30 146L29 144L25 143L24 141H22L21 139H17L15 137L9 136L8 133H6V131H1L0 130V264H87L88 258L90 257L91 254H93L94 251L98 250L99 248H103L105 247V244L107 243V240H109V237L114 233V228H115V221H116V213H111L109 215V209L111 205L116 206L117 208H119L122 203H124L125 201H128L130 198L129 197V193L130 191L133 189V187L137 185V183H140L139 180H141L140 178L144 177L147 173V170H142L139 169L138 170H132L131 172L128 173H123L121 172L119 169L117 168V170H115V172L113 171L112 175H109V172H111L109 169H105V168H96L91 166L90 164H88L87 161H85V159L83 160ZM88 158V157H87ZM152 158V156H151ZM255 159L258 160V156L257 158L254 157ZM90 159V158H88ZM124 159V158H123ZM147 159V158H146ZM149 159V158H148ZM260 159V156H259ZM125 160V159H124ZM127 160V159H126ZM132 160V159H131ZM143 160V158H142ZM150 160V159H149ZM148 160V161H149ZM89 163L91 162L90 160H88ZM95 161V160H94ZM262 161V159L260 160ZM136 162V161H135ZM253 162V161H252ZM255 162V161H254ZM257 162V161H256ZM259 162V161H258ZM257 162V163H258ZM92 163H93V158H92ZM91 163V164H92ZM149 163V168L152 167V165L156 166L155 164H157L156 162L152 165H150L152 163ZM105 164V163H104ZM118 164V163H117ZM140 164V163H139ZM145 164V163H143ZM147 164V162H146ZM145 164V167H147ZM259 164V163H258ZM257 164V165H258ZM262 165L264 163H261ZM133 165V164H132ZM256 165V167H257ZM136 166V165H135ZM141 166V165H140ZM144 166V165H143ZM151 166V167H150ZM144 167V168H145ZM161 167V166H160ZM261 167V165L258 166V168ZM263 167V166H262ZM261 167V168H262ZM114 168V167H113ZM124 168V167H123ZM127 168V167H126ZM136 168V167H134ZM148 168V167H147ZM148 168V169H149ZM131 169V168H129ZM123 170V169H122ZM264 170V169H263ZM159 171V170H158ZM154 173V172H153ZM156 174V173H154ZM150 176V175H149ZM156 176H154L153 178H155ZM152 178V179H153ZM143 180V179H142ZM141 180V183H142ZM154 180V179H153ZM144 181V180H143ZM140 183V184H141ZM144 183V182H143ZM139 184V185H140ZM141 189V188H140ZM136 190V189H135ZM134 193V192H133ZM136 193V192H135ZM134 195V194H133ZM136 195V194H135ZM124 208V207H123ZM113 210V209H112ZM117 210V209H116ZM120 210V209H119ZM125 210V209H124ZM115 211V210H114ZM121 211V210H120ZM117 212V211H115ZM122 215V214H121ZM123 216V215H122ZM121 217V216H120ZM109 219V220H108ZM132 234V233H130ZM111 239V238H110ZM100 246V247H99Z\"/></svg>",
    "mask_w": 264,
    "mask_h": 264
}]
</instances>
